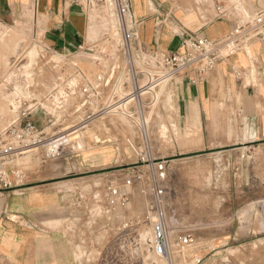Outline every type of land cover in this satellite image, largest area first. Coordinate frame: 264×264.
<instances>
[{"label":"rangeland","instance_id":"374dc122","mask_svg":"<svg viewBox=\"0 0 264 264\" xmlns=\"http://www.w3.org/2000/svg\"><path fill=\"white\" fill-rule=\"evenodd\" d=\"M103 15L108 26L112 13L106 10ZM103 39L104 35L95 44L107 46L109 42ZM31 53H35L34 62ZM91 57L81 53L71 62L93 73ZM70 63L44 48L31 25L0 21V131L33 111L37 131H44L58 146L51 154L37 148L21 156L18 164L27 173V185L18 191H0V196H17L26 188L41 190L46 184L68 181V194L75 197L72 201L80 199L84 208L97 211L96 218L89 221H97L100 231L98 244L78 248L72 264H166L155 258L151 248L152 217L148 212L154 183L166 189L172 233L192 231L197 238L186 261L176 257L177 264H195L216 249L217 244L206 237L213 228L233 233L237 226H254L252 233L243 234L246 243L264 244V144L242 153L233 143L204 146L201 131L179 126L172 84L159 87L155 95L141 97L140 104H121L113 110L102 104L113 92L112 83L104 89L105 100L95 110L86 105L79 114L76 107L81 100L70 95L64 120L61 110L45 103V97L53 81L74 72ZM43 108L53 117L48 118ZM105 149L112 152L108 161L93 155L104 156ZM110 187L127 192V202L115 199L112 204ZM9 210L6 207L0 216L14 219ZM73 219L68 225L75 232L84 224Z\"/></svg>","mask_w":264,"mask_h":264},{"label":"crops","instance_id":"0c3cea01","mask_svg":"<svg viewBox=\"0 0 264 264\" xmlns=\"http://www.w3.org/2000/svg\"><path fill=\"white\" fill-rule=\"evenodd\" d=\"M132 4L140 22L139 46L164 53H183V41L194 35L222 40L240 17L264 9V0H132ZM219 6L226 17L218 15ZM104 11H90L77 0H0L1 22L31 25L44 48L65 64L85 54L106 33ZM30 56L34 62L35 53ZM236 71H242L240 77ZM171 84L179 126L201 131L204 146L233 143L242 153L264 144L263 38L218 61L203 78L197 79L191 72ZM105 150L104 156L93 155L106 162L112 152ZM68 186V181H62L46 184L41 190L26 188L17 196L2 193L0 213L8 207L14 219L0 216V261L72 264L78 248L98 244L99 226L97 221H89L96 218L97 211L84 208L80 199L72 201L75 197L70 198ZM91 196L95 206L98 199L95 193ZM72 218L84 224L75 232L68 225ZM240 227L233 233L223 228L206 233L216 249L195 264H264V244H247L243 235L252 233L254 226Z\"/></svg>","mask_w":264,"mask_h":264},{"label":"built area","instance_id":"2783aa9c","mask_svg":"<svg viewBox=\"0 0 264 264\" xmlns=\"http://www.w3.org/2000/svg\"><path fill=\"white\" fill-rule=\"evenodd\" d=\"M77 1L83 3L90 11L108 10L112 13L113 21L107 24L103 39L109 44L107 46L94 44L85 52L92 56L91 61L95 71L88 73L73 61L70 65L74 72L62 75L53 81L55 83L46 94L45 103H49L55 110H61V117L64 120L68 117L66 105L70 95L81 100L76 107L77 114L86 105L95 110L99 103L105 100L104 89L112 83H114L111 90L113 92H110L111 94L102 103L109 105L107 109L115 110L121 104L128 105L135 101L140 104L141 97L153 95L156 89L171 84L175 78L195 72V77L201 79L218 61L237 51L247 50L249 43L254 39H264L263 9L253 15L240 17L235 29L222 40H209L194 35L183 41V53L147 50L139 46L140 22L135 17L132 0ZM217 10L218 15L226 17V12L221 6ZM236 74L240 77L242 71H236ZM140 79L143 83H139ZM2 85L3 83L0 82V92ZM120 89L122 92L125 90L123 94L120 93ZM66 90L70 92L69 95L65 93ZM43 109L48 118L53 117L46 108ZM32 112L23 114L24 118L18 116L0 131V191L17 190L27 185V173L18 164V159L26 155L29 150L47 149L51 154L58 149L44 131H37L31 119ZM55 134L64 133L56 131ZM126 183L131 185V181ZM109 190L112 204L116 202L115 199L123 203L127 202L129 198L127 192L113 187ZM165 190L154 183L153 200L148 212L152 217L151 248L159 261L177 264L176 257L179 262L186 261V255L195 249L197 238L192 231L172 233L169 209L166 208L164 198Z\"/></svg>","mask_w":264,"mask_h":264},{"label":"bare ground","instance_id":"6f19581e","mask_svg":"<svg viewBox=\"0 0 264 264\" xmlns=\"http://www.w3.org/2000/svg\"><path fill=\"white\" fill-rule=\"evenodd\" d=\"M120 93L123 94V92L121 91V89H120ZM154 95H155V94H154ZM132 96H134V95H132ZM139 96H140V95H139ZM33 151H34V150H29V151L27 152V154H31Z\"/></svg>","mask_w":264,"mask_h":264}]
</instances>
